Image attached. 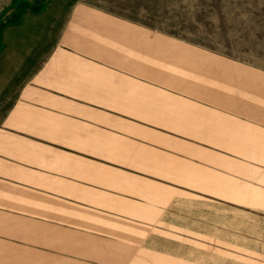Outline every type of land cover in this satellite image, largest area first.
Segmentation results:
<instances>
[{
	"label": "rangeland",
	"instance_id": "374dc122",
	"mask_svg": "<svg viewBox=\"0 0 264 264\" xmlns=\"http://www.w3.org/2000/svg\"><path fill=\"white\" fill-rule=\"evenodd\" d=\"M1 70L0 264H264V0H0Z\"/></svg>",
	"mask_w": 264,
	"mask_h": 264
},
{
	"label": "crops",
	"instance_id": "0c3cea01",
	"mask_svg": "<svg viewBox=\"0 0 264 264\" xmlns=\"http://www.w3.org/2000/svg\"><path fill=\"white\" fill-rule=\"evenodd\" d=\"M3 74V76L5 77V76H7V73H4L2 70L0 71V76ZM19 74V72H15V75H18ZM13 75L14 74H10L7 78H5V82L6 83H1V90L2 91H6V90H8L9 89V87H10V85H11V82L9 81V80H11L12 79V77H13ZM0 79H3V78H1L0 77ZM2 82V81H1Z\"/></svg>",
	"mask_w": 264,
	"mask_h": 264
}]
</instances>
